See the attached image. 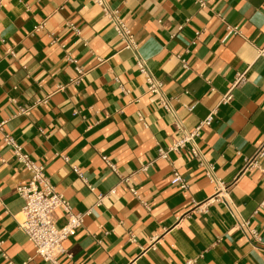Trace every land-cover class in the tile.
Here are the masks:
<instances>
[{"label": "crops", "instance_id": "obj_1", "mask_svg": "<svg viewBox=\"0 0 264 264\" xmlns=\"http://www.w3.org/2000/svg\"><path fill=\"white\" fill-rule=\"evenodd\" d=\"M107 3L131 29L175 117L147 90L135 52L95 0H1L4 253L15 264H49L18 226L17 188L31 172L4 143L8 133L72 210L85 213L63 241L71 258L63 254L61 264H264V154L248 164L264 141V0ZM76 66L83 75L74 83ZM237 73L244 81L234 86ZM212 110L213 122L195 138L199 156L185 146L157 158L158 145L182 133L175 118L193 130ZM205 163L223 187L199 210L215 192ZM173 170L186 189L171 184ZM63 213L52 212L57 227ZM0 264L9 263L0 255Z\"/></svg>", "mask_w": 264, "mask_h": 264}, {"label": "built area", "instance_id": "obj_2", "mask_svg": "<svg viewBox=\"0 0 264 264\" xmlns=\"http://www.w3.org/2000/svg\"><path fill=\"white\" fill-rule=\"evenodd\" d=\"M95 2L101 6L102 12L106 15L112 26L120 38L121 42L130 48L136 54V65L139 71L144 75L147 90L159 97L161 106L169 113L174 114L173 107L169 100L164 96L161 91V82L157 80L152 73L149 71L145 64L144 59L137 53V48L139 47L137 41L131 29L123 22L116 9L110 8L107 0H95ZM200 7L206 6V0H196ZM1 7V0H0ZM74 29L73 24H69ZM228 33H231L236 28H232L227 25ZM181 29V26L178 27ZM78 32V30L76 29ZM260 54L264 55V48L259 51ZM68 60L72 61L68 58ZM77 76L71 80V82L77 83L83 75L82 68L79 66L75 67ZM244 81V73H237L234 86ZM127 92V90H125ZM231 98L230 90L226 92L221 102H227ZM23 112V110H21ZM216 115V110L210 111L207 116L202 119L198 125L193 130H184L181 128L180 121L175 118L174 122L178 129L181 130V135L172 142L169 146L163 147L158 145L157 147V158L167 159L170 152H178L185 146H190V150L194 156H199L200 152L195 142V138L198 136L200 129L203 126H209ZM2 130V123H0V131ZM4 143L12 148L14 155L17 157L21 165L31 172V176L27 184L20 185L17 188L18 195L23 199L24 204L20 211V216L18 219V226L25 232L29 240L34 244L35 252L49 264H61L59 261L60 256L65 254L68 258H71L70 254L66 253V249L63 246V241L75 234L77 228L81 226L85 213L74 212L69 204V202L62 196L61 193L57 192L50 182L49 178L44 174L43 168L36 164L34 160L27 153L22 152L21 146H19L13 136L8 133H3ZM264 154V141L260 146H258L254 156L248 162V164L257 165V159ZM104 161L108 167L116 171L115 165L109 162V160L103 156ZM67 161V156L63 157ZM74 170L77 171L76 168ZM205 175L215 186L214 195H212L205 203L199 207V210L206 208L209 202L217 198L218 190L223 187V182L217 178L214 172V166L209 163H205ZM171 184L177 185L180 189H186L188 184L185 178L177 171L173 170L171 179ZM134 193L135 190L131 189ZM60 208L65 216V223L61 227H57L53 217L52 212ZM241 227L246 228L248 234L254 237L256 240L259 239L256 231L249 227L247 220L240 223ZM0 241V255L9 263L15 264L4 253L1 247ZM192 260H189L187 264H190Z\"/></svg>", "mask_w": 264, "mask_h": 264}]
</instances>
